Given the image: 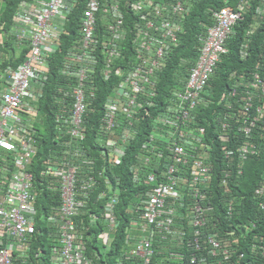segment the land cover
<instances>
[{"label": "built area", "instance_id": "built-area-1", "mask_svg": "<svg viewBox=\"0 0 264 264\" xmlns=\"http://www.w3.org/2000/svg\"><path fill=\"white\" fill-rule=\"evenodd\" d=\"M198 1L84 0L76 15L82 0H21L9 26L4 28L0 23V45H4L5 37L12 43L9 53L0 50V264H15L16 255H27L37 230L36 174L30 166L36 152L35 124L47 115L39 110L37 100L48 79L51 55L61 49L64 34L72 35V26H76V33L60 65L67 83L55 96L56 138L61 140L62 150L59 156L44 160L41 169L42 175L54 178L61 198L59 209L47 218L57 238L51 247V264H95L86 251L85 233L88 225H96L98 220L110 222L109 229L101 230L99 237L105 242L113 238L121 184L114 166L122 162L126 146L141 131L139 126L147 117L150 126L142 142L145 151L135 155L130 171L135 185L150 186L148 192L139 193L144 199L136 207L134 219L149 233L125 249L126 255L133 256L138 264L231 262L233 252L238 250L233 246L240 244L241 235L230 232V239L219 237L216 215L213 220L208 218L215 211L208 202L215 174L209 160L212 146L207 140L208 128L198 115L201 106L212 101L207 98L211 93L206 87L216 64L228 51L227 42L234 38L235 27L248 17L239 49L242 59L251 54L252 37L264 22V0H219L211 7L208 20L199 23L194 59L190 61L187 54L181 57L189 63L184 82L170 88L165 102L158 101L157 84L181 42L186 17ZM125 13L132 14L130 26ZM129 28L134 29L130 42ZM99 74H113L116 82L98 117L96 136L102 138V147L108 148L103 150L102 169L92 167L95 160L86 150L88 126L96 114L92 105L99 92L95 83ZM250 74L251 78L242 74L232 83L225 100L227 110L217 112L212 120L222 142L233 139L231 132L246 138L237 141L235 148L222 146L227 166L218 180L221 187L225 186L224 194L229 193L228 184L236 183L244 174L245 161L261 150L264 45ZM160 105L162 108H158ZM164 148L169 151L166 157L161 154ZM110 150H114L112 156ZM235 157L239 160L233 169ZM159 161L164 166L160 172L156 170ZM98 176L106 179L105 188L111 192H96ZM94 195L98 198L95 201ZM106 196L100 210L98 200ZM253 198L256 209L264 213V175L253 189ZM223 202L227 207L224 215L231 218L236 201L227 198ZM91 205L97 210H91ZM85 213L87 222L79 218ZM173 217L186 218L175 244L184 245L187 251L157 246L167 239L164 231L171 230ZM261 241L260 246L257 240L251 242L254 251L264 258V238ZM245 255L244 250L238 251L239 259Z\"/></svg>", "mask_w": 264, "mask_h": 264}, {"label": "trees", "instance_id": "trees-1", "mask_svg": "<svg viewBox=\"0 0 264 264\" xmlns=\"http://www.w3.org/2000/svg\"><path fill=\"white\" fill-rule=\"evenodd\" d=\"M20 1L21 0H0V23H4V28L9 26L11 17ZM83 2L84 0H82L76 15L80 12L79 10L83 6ZM218 3L219 0H199L195 3L191 14L186 17L185 29L181 36V42L174 49L167 67L165 68V72L163 73L164 76L157 84L156 100L163 102L166 96L169 95L170 88L173 87L174 84L184 82V74L187 73L189 63L184 62L181 57L184 54H187L190 56V61L194 59L192 57H194L197 53L194 46L199 43L197 37L198 28L200 26L199 23L201 21L208 20L210 16V8ZM131 15V13H125L127 24L129 26L132 25L131 23L133 21V17ZM248 18L239 26L235 27L236 32L234 38L227 42L229 50L222 56L221 62L215 67L214 74L209 81V86H207L208 91L209 89L211 91V94H209L207 98L209 97L212 101L207 106L202 105L198 115L200 122L205 124L208 128L207 140L212 146L209 160L213 164V174H215V180L211 182L213 185L211 198L208 201L214 207L215 211L214 214L208 218L213 220L212 217H215L216 215L214 222L215 228L219 232V237L223 238V236H227V239H230V236L228 235L230 232H235V234L239 236L241 235L239 238L240 244L237 245L235 243L233 246L234 250H238L233 252V256L229 264H264V258L261 257L259 252L257 253L254 251V245L252 244L253 242H251L253 240H257V244L260 246L262 245L261 239L263 240L264 238V213H262L261 210L256 209L253 198V189L261 182L264 175V136L262 138L263 141L261 142L262 146L259 145L261 147L260 153L251 156L245 161L243 165L244 174L238 178L236 183L230 182L228 184L229 193L224 194L223 187L225 186L221 187L218 180V176L221 175V170L227 166V163L223 158L224 154L222 152V146L226 145L228 147L235 148L236 143L243 142L246 138L239 134L236 136L233 132H231L230 134H232L233 139L229 142H222L218 138V133L214 131V125L212 122L217 112L227 110L228 105L226 106L225 100L227 99V92H229L228 90L231 88L232 83H234L242 74H246L248 78H251L252 75L250 72L254 68L255 63L260 59V51L264 45V22L252 37V52L248 58L242 59L239 49L242 33L245 26L249 22ZM102 26H106L105 23H103ZM74 27L76 26H72L70 30L72 35H63L64 37L62 38L61 49L51 55V60L49 61L50 72L48 73V79L44 86L42 95L37 100L39 110L47 113L44 120H40L35 124L36 133L34 135L36 138V152L34 153L35 155L30 166L32 171L36 174L33 184L34 189L37 192V200L35 204L37 209L36 219L38 220H36L37 230L32 235L28 255L25 258L19 256L17 258V264H50L51 247L57 243V238L54 233H51L52 230L49 227L50 225L47 222V218L53 214L54 211L59 209L61 204L60 192L59 189L54 187V178L42 175L41 169L43 168L42 164L44 160L49 157L54 158L59 156L62 150L60 147L61 140L56 138L57 127L54 122V109L56 108L55 103L57 100L55 99V96L59 93V89L67 83L63 75L60 74V65H62L63 61L61 59L62 55L66 51L67 46L70 45L69 43L72 42V37L76 33ZM101 30L103 31L102 28ZM128 33V42H130L134 35V29L132 30L129 28ZM106 35L109 34L106 32ZM11 44L12 43L9 40L7 41L5 37L4 45H0V50L9 53L8 47L10 48ZM127 53L129 54L130 52ZM127 53L126 55H128ZM23 57L24 56L22 55V57L16 60V62L18 63L20 59H23ZM232 72H235V77H231ZM244 80L246 82L248 81L247 78ZM95 83L98 85L97 91L99 92L97 93V98L94 99L92 107L95 109L96 114L88 126L89 135L87 137L86 145L89 147L85 149L95 160L92 167L102 169L104 165L103 162H105L104 159H102V156L106 154L103 150H107L108 148L102 147V138L96 136V132L98 130V117L99 113L104 110L103 103L105 97L109 92L112 93L116 89V82L113 79V74L111 76H103L99 74L96 77ZM223 93H225V96L221 99ZM219 99L222 101H219ZM158 108H162V105ZM149 123L150 121L148 117L143 119L139 126L141 131H139L135 139H133L131 143L126 146V152L123 156L122 162L114 166V172L118 175V177H120L121 184H119V202L116 204L114 210L118 221L114 224L117 225L114 228L113 239L109 240V243L106 244L103 242L102 238L99 237L101 230L105 228L106 230L109 229L108 223L110 222L108 221H97V226L89 224V227L86 229V250L88 255L92 257L97 264H138V260L133 256L126 255V251L133 246L134 241L144 235H147L149 230L144 231L139 225L137 226L134 223V219L137 218L134 211L136 207L141 204L144 198H140L139 196V191H143V187L140 188L134 184L130 167L133 164L135 155L141 151H145V149H142V142L148 134L150 126ZM255 138H259V136ZM158 151L159 149L155 150V152ZM161 154L166 157L169 154V151L164 148L161 151ZM238 160V157H235L236 164L233 163V169L237 166ZM156 166V170L159 172L164 167L163 163L160 161L156 163ZM151 168L155 170V165ZM110 178L115 185L116 181H114L112 175ZM99 179V187L96 189V192L100 190H105L107 193L111 192V190L105 188V186L107 187V182L105 181L106 179L103 177H99ZM94 198V201L98 199L96 196ZM227 198H231L236 201L235 211L231 218H226L224 215L227 207L225 206L226 203L223 202V200ZM104 200H107V196L98 200V203L100 204L99 209L102 208ZM90 208L91 210H97V206L91 205ZM86 213L81 215L79 218L84 219L87 222L88 216ZM173 218V223L170 227L171 230L164 231V233L167 231V239H163L162 243L157 246H167V248L170 247V249L181 248L184 251H187L184 245L175 244L181 237V223L182 225L185 224L186 218ZM255 220L258 221L256 222L257 226L253 227L252 225ZM185 236L187 238L189 237L187 234H185ZM231 242H234V239H232ZM121 249L127 250L121 254ZM239 250H244L246 254L244 258H238ZM154 257L155 255L153 256V262ZM173 264H176V261Z\"/></svg>", "mask_w": 264, "mask_h": 264}, {"label": "clouds", "instance_id": "clouds-1", "mask_svg": "<svg viewBox=\"0 0 264 264\" xmlns=\"http://www.w3.org/2000/svg\"><path fill=\"white\" fill-rule=\"evenodd\" d=\"M228 50H229V49H228ZM227 52H228V51H227ZM227 52H226V53H227ZM226 53H225V54H226ZM223 55H224V54H223ZM223 55H222V56H223ZM221 60H222V57H221ZM221 60H220L218 63H220ZM218 63H217V64H218ZM217 64H216V66H217ZM214 71H215V69H214ZM234 73H235V72H232V73H231V77H233V74H234ZM213 74H214V73H213ZM185 75H186V74H184V77H185ZM212 76H213V75H212ZM211 78H212V77H211ZM210 80H211V79H210ZM210 80H209V81H210ZM208 86H209V83H208ZM206 88H208V87H206ZM207 90H208V89H207ZM209 92L211 93L210 89H209ZM41 112H42V111H41ZM139 187H140V188L143 187V191H139V192H148L150 186H149V185H143V184H142V185H139ZM134 212H135V211H134ZM87 213H88V212H87ZM135 214H136V212H135ZM136 215H137V214H136ZM116 218H117V217H116ZM98 221H99V220H98ZM97 224H98V222H97ZM97 224H96V225H97ZM100 232H101V231H100ZM100 238H101V237H100ZM112 239H113V238H112ZM102 240H103V239H102ZM109 240H111V239H109ZM109 240H107L106 242H105V241H103V242L107 244V243H109ZM86 251H87V250H86ZM124 251H125V249H121V252H120V253L123 254ZM27 255H28V254H27ZM27 255H21V256H20V255H16V257H15V259H16L15 264H17V262H18V259H17V258H18L19 256L22 257V258H25ZM93 260H94V259H93ZM51 261H52V251H51V260H50V264H51ZM117 261H118V260H117ZM94 262H95V261H94ZM25 264H27V263H25ZM95 264H97V263H95ZM105 264H107V263H105Z\"/></svg>", "mask_w": 264, "mask_h": 264}, {"label": "rangeland", "instance_id": "rangeland-1", "mask_svg": "<svg viewBox=\"0 0 264 264\" xmlns=\"http://www.w3.org/2000/svg\"><path fill=\"white\" fill-rule=\"evenodd\" d=\"M34 116V114H32ZM36 118H39L37 115H36ZM110 155L112 156L114 154V150H110Z\"/></svg>", "mask_w": 264, "mask_h": 264}, {"label": "bare ground", "instance_id": "bare-ground-1", "mask_svg": "<svg viewBox=\"0 0 264 264\" xmlns=\"http://www.w3.org/2000/svg\"><path fill=\"white\" fill-rule=\"evenodd\" d=\"M249 19V18H248ZM263 28V27H262ZM258 49V48H257Z\"/></svg>", "mask_w": 264, "mask_h": 264}]
</instances>
